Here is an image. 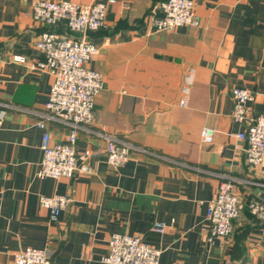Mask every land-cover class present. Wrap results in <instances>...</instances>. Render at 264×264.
I'll use <instances>...</instances> for the list:
<instances>
[{
	"label": "crops",
	"instance_id": "crops-1",
	"mask_svg": "<svg viewBox=\"0 0 264 264\" xmlns=\"http://www.w3.org/2000/svg\"><path fill=\"white\" fill-rule=\"evenodd\" d=\"M34 1L0 0V264H14L26 247L48 250L50 264H106L113 234L140 237L160 251V264H264V221L248 208L264 204V159L246 163L237 138L245 126L231 117L233 88L249 90L251 115L264 116V0H193L199 26L171 32L151 22L165 0L108 5L104 25L84 36L98 48L87 67L104 80L90 131L75 143L77 164L86 154L92 173L57 180L36 177L51 76L34 68L44 61L35 41L47 30L32 18ZM204 128L214 131L211 144L201 140ZM46 130L52 143L66 142L65 125ZM95 132L148 153L131 150L113 168ZM225 178L240 214L228 237L208 241L207 206ZM55 195L70 200L51 221L39 197Z\"/></svg>",
	"mask_w": 264,
	"mask_h": 264
},
{
	"label": "built area",
	"instance_id": "built-area-1",
	"mask_svg": "<svg viewBox=\"0 0 264 264\" xmlns=\"http://www.w3.org/2000/svg\"><path fill=\"white\" fill-rule=\"evenodd\" d=\"M114 0L96 2L91 5H79L70 1L35 0L32 4V18L54 29L63 24L67 33H77L81 37L74 39L66 33L45 31L36 41V49L43 55L44 61L34 68L47 71L51 76L48 100L44 104V115L37 122L43 130L41 139L42 159L36 172L38 179L71 178L74 173L89 175L91 167L86 163L87 155L81 157L78 165L75 143L81 130L90 131L93 123L94 100L104 87L102 76L87 67L88 62L98 52V48L85 40L88 32L97 31L104 25L108 5ZM151 22L155 32H171L182 26L198 27L199 20L194 12L193 0H165L154 4L150 10ZM15 61L24 62L16 57ZM233 107L231 117L234 122L245 126L237 138L246 143L245 160L250 166L262 163L264 159V116H252L248 103L252 100L249 90L233 88L231 90ZM184 104V100L180 101ZM58 122L68 129L67 140L52 143L46 123ZM97 135L104 136L95 132ZM201 140L211 144L214 131L204 128ZM105 158L109 166L118 168L130 159L131 150H140L127 142L104 136ZM148 153L145 150H140ZM230 178L223 179L217 193L207 206L206 219L210 235L208 241L228 237L233 222L240 214V198L234 192ZM67 196H40V206L48 211L49 219L56 221L60 212L69 202ZM251 215L264 219V204L251 202L248 205ZM162 233L163 223L157 222L152 228ZM160 251L149 246L138 236L113 234L108 242V252L102 258L106 264H160ZM14 264H50L46 249L26 247L14 256Z\"/></svg>",
	"mask_w": 264,
	"mask_h": 264
},
{
	"label": "trees",
	"instance_id": "trees-1",
	"mask_svg": "<svg viewBox=\"0 0 264 264\" xmlns=\"http://www.w3.org/2000/svg\"><path fill=\"white\" fill-rule=\"evenodd\" d=\"M61 26H63V28L65 29V31L67 32V30H66V28H65V26L63 25V24H61L60 26H58L57 28H54V29H49V28H47V30L46 31H56V32H60V33H66V32H64L62 29H61ZM250 212V211H249ZM252 217H254L256 220H258V221H264V219H258V218H256L255 216H253V215H251Z\"/></svg>",
	"mask_w": 264,
	"mask_h": 264
},
{
	"label": "rangeland",
	"instance_id": "rangeland-1",
	"mask_svg": "<svg viewBox=\"0 0 264 264\" xmlns=\"http://www.w3.org/2000/svg\"><path fill=\"white\" fill-rule=\"evenodd\" d=\"M31 12H32V10H31ZM32 15V14H31Z\"/></svg>",
	"mask_w": 264,
	"mask_h": 264
}]
</instances>
